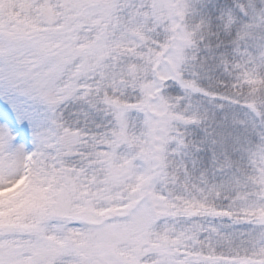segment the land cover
I'll return each instance as SVG.
<instances>
[{
	"label": "snow or ice",
	"instance_id": "obj_1",
	"mask_svg": "<svg viewBox=\"0 0 264 264\" xmlns=\"http://www.w3.org/2000/svg\"><path fill=\"white\" fill-rule=\"evenodd\" d=\"M0 264H264V0H0Z\"/></svg>",
	"mask_w": 264,
	"mask_h": 264
}]
</instances>
